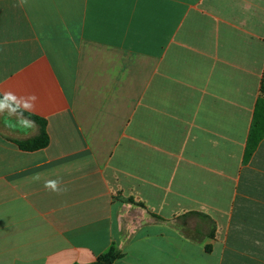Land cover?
I'll return each mask as SVG.
<instances>
[{
    "label": "crops",
    "instance_id": "crops-1",
    "mask_svg": "<svg viewBox=\"0 0 264 264\" xmlns=\"http://www.w3.org/2000/svg\"><path fill=\"white\" fill-rule=\"evenodd\" d=\"M263 74L264 0H0V264H264Z\"/></svg>",
    "mask_w": 264,
    "mask_h": 264
},
{
    "label": "trees",
    "instance_id": "trees-1",
    "mask_svg": "<svg viewBox=\"0 0 264 264\" xmlns=\"http://www.w3.org/2000/svg\"><path fill=\"white\" fill-rule=\"evenodd\" d=\"M2 98V97H1ZM20 113V111H18ZM22 115L40 125V133L32 139L17 141L19 147L24 151H35L45 148L49 144V136L46 131V122L36 116L22 110ZM264 137V74L261 84V96L256 105L255 120L248 140L247 155L250 156L258 143ZM209 250V248H208ZM123 257L121 250L113 245L106 253L100 255L93 264H114Z\"/></svg>",
    "mask_w": 264,
    "mask_h": 264
},
{
    "label": "clouds",
    "instance_id": "clouds-1",
    "mask_svg": "<svg viewBox=\"0 0 264 264\" xmlns=\"http://www.w3.org/2000/svg\"><path fill=\"white\" fill-rule=\"evenodd\" d=\"M24 2V0H22ZM37 100V97L35 95H31L27 98L21 97L17 98L14 94L11 92H6L4 94L3 100H0V112H3L5 109L8 110L9 116L16 114L18 111H20L21 118L18 119V123L20 126L23 127H34L35 122L30 121L27 118L22 117V110H30L34 106V102ZM6 125L10 124L11 121H6ZM34 180H39V175H35L33 177ZM61 181L60 180H47L45 181L44 187L46 189H49L53 192H61L65 189L60 188Z\"/></svg>",
    "mask_w": 264,
    "mask_h": 264
},
{
    "label": "rangeland",
    "instance_id": "rangeland-1",
    "mask_svg": "<svg viewBox=\"0 0 264 264\" xmlns=\"http://www.w3.org/2000/svg\"><path fill=\"white\" fill-rule=\"evenodd\" d=\"M36 123V122H35ZM36 124H38V123H36ZM39 125V124H38ZM39 128H40V125H39Z\"/></svg>",
    "mask_w": 264,
    "mask_h": 264
}]
</instances>
